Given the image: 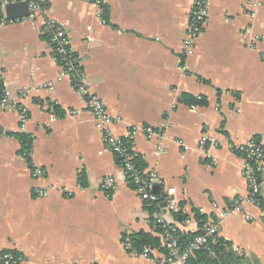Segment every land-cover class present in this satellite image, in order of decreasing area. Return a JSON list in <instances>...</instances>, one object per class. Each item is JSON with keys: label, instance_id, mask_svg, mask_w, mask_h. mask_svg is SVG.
<instances>
[{"label": "crops", "instance_id": "obj_1", "mask_svg": "<svg viewBox=\"0 0 264 264\" xmlns=\"http://www.w3.org/2000/svg\"><path fill=\"white\" fill-rule=\"evenodd\" d=\"M102 1L106 18L94 0H48L44 18L0 26V81L29 116L23 128L17 109L0 111V251L17 254L19 264H167L158 250L130 253L125 237L163 239L159 218L195 233L196 209L206 224L219 220L221 237L237 252L264 264V211L249 201L239 151L253 139L264 146V0H206L209 18L186 61L193 0ZM48 19L64 26L92 93L122 119L115 134L137 129L133 151L186 221L164 201L151 213L125 184L42 34ZM185 95L206 104L188 105ZM22 133L33 140L31 162L12 135ZM110 177L118 185L104 189Z\"/></svg>", "mask_w": 264, "mask_h": 264}, {"label": "built area", "instance_id": "obj_2", "mask_svg": "<svg viewBox=\"0 0 264 264\" xmlns=\"http://www.w3.org/2000/svg\"><path fill=\"white\" fill-rule=\"evenodd\" d=\"M47 1L48 0H0V26L11 25L19 21L7 18L5 10L7 5L15 2H26L29 7V16L26 19L38 21L40 18H44L47 13V6L45 5ZM94 2L99 8L97 16L103 18V1L94 0ZM208 18L209 7L206 0H193V7L182 54L185 61L194 55L196 42L202 35ZM42 34L48 38L52 45L53 52L60 61L64 76L72 81L76 92L82 97L85 108L92 115L95 126L101 132L108 150L119 159L120 166L125 174V184L134 190L145 205L152 207L159 199L158 193L154 190V186L158 184V179L154 172L142 170L133 163V137L137 129H130L128 134L124 137L115 134L114 126L122 122V119L112 117L101 98L92 93L89 85L84 79L82 62L71 49L64 26L54 20H45ZM183 68H187L186 64ZM13 108L19 111L22 127L24 128L29 119L27 110L22 106H16L10 93L4 90L0 97V111ZM145 132L148 137H152L157 133L153 127H146ZM206 139V137H203L201 144H204ZM182 145L185 147L184 144ZM239 151L244 160V174L249 184V201L257 203V199L261 193L262 176L264 174V146L261 142L253 139L240 147ZM28 158L31 159L30 155H28ZM40 174L41 171L37 169L35 175L40 176ZM117 185L118 182L112 177L102 182V187L104 189H112ZM166 202V209L168 211H178V203L175 198L171 197L167 199ZM238 209L239 208L236 210ZM226 215L227 213L223 212L220 218L223 219ZM158 223L165 229L163 233V243L164 247L169 252L167 264H186L194 253L209 249L210 245L216 243L218 239L221 238L220 222L217 220L214 223L205 224L203 228L204 232L196 235L188 246L184 250H181L179 240L180 228L176 225H168L160 218L158 219ZM124 246L129 252L132 251L131 244L128 241L124 243ZM19 263L20 258L14 253L0 251V264Z\"/></svg>", "mask_w": 264, "mask_h": 264}, {"label": "trees", "instance_id": "obj_3", "mask_svg": "<svg viewBox=\"0 0 264 264\" xmlns=\"http://www.w3.org/2000/svg\"><path fill=\"white\" fill-rule=\"evenodd\" d=\"M48 2V1H47ZM47 6V3H45ZM104 17L106 18V12H104ZM57 61L60 64V61L55 55ZM4 92V85L2 81H0V97ZM183 101L188 105H205L206 101L204 99H196L195 97L185 95L183 96ZM0 135H2V130L0 129ZM17 137L21 144V155H26L27 161L31 162V159L28 158V155L32 150V138L27 134H12ZM258 141V140H257ZM133 163L140 169L145 170L146 166L144 165L142 158L136 153H133ZM118 162L119 159L117 158ZM159 199L152 206L149 207L150 212L153 213L157 210V205L159 202H162V206L165 205L166 201L163 196L158 193ZM259 207L264 211V200L262 198L257 199ZM147 206V205H146ZM148 207V206H147ZM196 214V220L198 222L199 231L192 233L184 230H179V240L181 250H184L190 241L198 234H202L204 232V226L208 222V217L201 215L198 210H193ZM178 222H184L188 218V215L183 211H177L174 213ZM156 231L163 235L165 229L159 223L157 224ZM125 240L131 244L132 251L130 253L136 255H146L149 256L153 251L158 250L162 252L166 256V260L169 258V252L164 247L163 239L161 237H157L152 233L148 232H138L132 233L129 236L125 237ZM17 255V254H15ZM186 264H261L259 258L255 255H246L245 253H239L233 248V244L229 241H226L224 238H219L218 241L212 245H210L209 249H204L202 251L194 253V255L189 259Z\"/></svg>", "mask_w": 264, "mask_h": 264}, {"label": "water", "instance_id": "obj_4", "mask_svg": "<svg viewBox=\"0 0 264 264\" xmlns=\"http://www.w3.org/2000/svg\"><path fill=\"white\" fill-rule=\"evenodd\" d=\"M6 16L10 20H21L29 16V7L26 2H15L6 6ZM159 185L154 186L155 192H158Z\"/></svg>", "mask_w": 264, "mask_h": 264}]
</instances>
